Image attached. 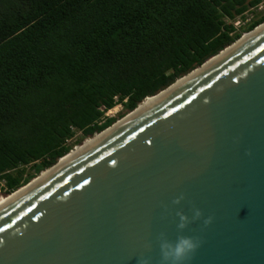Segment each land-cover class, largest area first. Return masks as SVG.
<instances>
[{"label": "water", "instance_id": "95a60500", "mask_svg": "<svg viewBox=\"0 0 264 264\" xmlns=\"http://www.w3.org/2000/svg\"><path fill=\"white\" fill-rule=\"evenodd\" d=\"M237 40L0 202V264H264V28Z\"/></svg>", "mask_w": 264, "mask_h": 264}, {"label": "trees", "instance_id": "16d2710c", "mask_svg": "<svg viewBox=\"0 0 264 264\" xmlns=\"http://www.w3.org/2000/svg\"><path fill=\"white\" fill-rule=\"evenodd\" d=\"M262 1L0 0L4 197L262 23H233Z\"/></svg>", "mask_w": 264, "mask_h": 264}, {"label": "rangeland", "instance_id": "374dc122", "mask_svg": "<svg viewBox=\"0 0 264 264\" xmlns=\"http://www.w3.org/2000/svg\"><path fill=\"white\" fill-rule=\"evenodd\" d=\"M263 13H264V1H262L256 8H251L250 10H248L244 14V17H237L236 20L234 21V22H236V24H234V26L237 29L242 27V26H245V24L247 22H249L252 19H255V18L259 17ZM242 35H244V34H242ZM128 113L129 112H126L121 104H117L113 108L107 110L104 113L103 118L113 117L115 119V122L112 125H114L115 123L120 121ZM99 134H96V135L93 134V136H83L80 131H75L73 137L70 140L67 141V143L72 146V149H71L70 153L75 152L78 148H80L81 146L85 145L88 141H90L91 139L95 138ZM26 169H27L28 172H32L29 166H27ZM49 169L50 168L40 172L39 174H37L35 176V178L38 177V176H41L45 171H47ZM4 196H6V194H4V191H0V202L6 198Z\"/></svg>", "mask_w": 264, "mask_h": 264}, {"label": "clouds", "instance_id": "9594fccd", "mask_svg": "<svg viewBox=\"0 0 264 264\" xmlns=\"http://www.w3.org/2000/svg\"><path fill=\"white\" fill-rule=\"evenodd\" d=\"M196 215L199 216V211L196 212ZM180 219H181V224L179 225V227L183 228L185 226L183 222L187 218L181 215ZM198 247H199V242L194 240L192 237L190 236L180 237L178 238V240L174 245L168 247V250L164 252V256L165 259H167L170 255L173 258V260L182 261L186 258H190L191 254H193Z\"/></svg>", "mask_w": 264, "mask_h": 264}, {"label": "bare ground", "instance_id": "6f19581e", "mask_svg": "<svg viewBox=\"0 0 264 264\" xmlns=\"http://www.w3.org/2000/svg\"><path fill=\"white\" fill-rule=\"evenodd\" d=\"M262 28H264V22L261 23L260 25H258L253 31L249 32V33H245L244 35L241 36V38L239 40L236 41V43H234L233 45H231L230 47H228L226 50L222 51L223 53L222 54H225V53H228L230 52L232 49H234L235 47H237L239 44H241L243 41H245L246 39H248L250 36H252L253 34H255L256 32H258L259 30H261ZM220 56V55H218ZM212 57L211 59H209L207 61V63L202 66V67H198L196 69H194L193 71H191L190 73H188L187 75H185L184 77L180 78L179 80H177L173 85H171V87H169V89L163 91L160 95L157 96V101L160 100L162 97H164L166 94H168L169 92L173 91L174 89H176L177 87H179L181 84H183L184 82H186L187 80H189L190 78L194 77L195 75H197L198 73H200L201 71H203L205 68H207L208 66H210L212 63L215 62V60H218L219 57ZM151 98V97H149ZM148 98V99H149ZM147 99V100H148ZM146 100V101H147ZM145 101V102H146ZM144 102V103H145ZM143 103V104H144ZM141 104V105H143ZM140 105V106H141ZM139 107V106H138ZM109 129V128H108ZM107 130V129H106ZM68 154H72V153H68ZM67 154V155H68ZM63 158V157H62ZM61 158V159H62ZM60 159V160H61ZM59 163V162H58ZM56 163V164H58ZM55 164V165H56ZM54 165V166H55ZM53 167V166H52ZM51 167V168H52ZM9 197V196H8ZM7 198V197H6ZM5 198V199H6ZM3 201V200H2ZM1 201V202H2Z\"/></svg>", "mask_w": 264, "mask_h": 264}, {"label": "built area", "instance_id": "2783aa9c", "mask_svg": "<svg viewBox=\"0 0 264 264\" xmlns=\"http://www.w3.org/2000/svg\"><path fill=\"white\" fill-rule=\"evenodd\" d=\"M234 24H236V22H234Z\"/></svg>", "mask_w": 264, "mask_h": 264}]
</instances>
